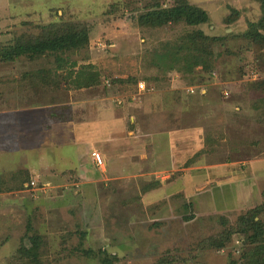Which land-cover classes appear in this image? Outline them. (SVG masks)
Wrapping results in <instances>:
<instances>
[{
    "label": "rangeland",
    "instance_id": "obj_1",
    "mask_svg": "<svg viewBox=\"0 0 264 264\" xmlns=\"http://www.w3.org/2000/svg\"><path fill=\"white\" fill-rule=\"evenodd\" d=\"M181 1L206 21H148L174 0H0V49L45 27L65 38L57 52L0 60L5 91L19 87L17 68L34 78L39 71L37 101L51 104L55 123L99 124L112 112L134 142L129 177L86 186L52 212L58 190L38 178L32 186L24 169L13 173L15 161L0 156L9 172L0 178L8 192L0 195V264H245L253 235L240 231L257 220L264 245L260 0ZM249 29L260 39L249 43ZM199 33L212 39L206 47ZM200 54L207 69L193 65ZM14 107L0 103V112ZM9 155L16 157L12 146ZM70 174L71 189L85 186Z\"/></svg>",
    "mask_w": 264,
    "mask_h": 264
},
{
    "label": "crops",
    "instance_id": "obj_2",
    "mask_svg": "<svg viewBox=\"0 0 264 264\" xmlns=\"http://www.w3.org/2000/svg\"><path fill=\"white\" fill-rule=\"evenodd\" d=\"M19 70L20 68H17L15 74V77L19 79L15 81L16 83L14 82L19 84V87L12 93L6 92L0 85V89L2 88L4 92L0 95V101L2 100L0 103L12 101L15 103L14 109H5L0 112V156L6 157L9 161H15L11 166L13 173L20 168L24 169L23 171L32 177L30 181L33 182L35 178L43 179L46 182L45 185L51 188L50 191L58 190L50 197L55 207L47 209L48 211L60 210L56 206L67 199H80L79 197L85 195L83 188L86 186L113 182L130 176L128 172L132 167L128 165V158L131 153H134L133 148L130 147L134 143L130 136L132 132H120L122 124L118 122L115 114L113 117L112 112H105L106 118L99 124L94 120L78 123L63 120L55 123L54 115L49 110L51 104L40 105V95L37 96L34 86L36 81L39 84L44 81V78H40L44 74L41 75L38 71L37 75L35 72L34 78L32 72ZM11 130L13 134H9ZM9 146L15 149V159L10 155L9 158L6 156ZM92 152H99L104 159L108 160L110 170L105 169V162L103 167H97L91 157ZM6 170L0 169V178L4 173H9ZM70 172H74L79 178L78 184L75 185L85 186L71 189L69 185H73L75 179L72 180ZM193 179L194 183H197L196 178L193 177ZM3 181L6 185L17 184L15 179V182L12 179ZM59 184H62L60 186L64 190H59ZM176 185L174 184L170 190H173ZM153 191L151 189L145 194H153ZM168 192L171 191L168 190ZM6 194H8L6 187H0V195Z\"/></svg>",
    "mask_w": 264,
    "mask_h": 264
},
{
    "label": "trees",
    "instance_id": "obj_3",
    "mask_svg": "<svg viewBox=\"0 0 264 264\" xmlns=\"http://www.w3.org/2000/svg\"><path fill=\"white\" fill-rule=\"evenodd\" d=\"M261 10L263 11L264 17V0H260ZM147 18L148 21L158 22L161 25H167L171 22H183L187 25L192 24H200L205 22L207 19V15L203 10H200L198 7L190 5L181 0H174V4L169 8L159 9L156 12L148 13ZM43 31L39 33V36L29 37L28 40L22 41L17 40L11 44L5 45L0 49V60L3 62L15 61V59L20 56L34 57V56H44L46 53H53L61 50L65 45L64 35L57 29V27L50 28L45 27ZM254 33V34H253ZM45 34V36H44ZM59 34V35H58ZM202 33L198 34V38H202V41H205V47L207 46V41H211L212 39H207ZM244 38L252 43L255 39L259 40L260 35L256 30L246 31ZM212 44V42H211ZM204 52V51H203ZM204 54H200L196 57H191V60L194 61L193 65H200L203 69H207L208 63ZM262 226L260 227L259 220L252 221L248 223L241 229L242 231H249L253 235L250 236L251 243L249 244L250 252L244 253L245 256V264H264V245L258 244V236L262 235ZM260 235V236H261ZM252 252V253H251ZM35 264H39L40 262L33 260Z\"/></svg>",
    "mask_w": 264,
    "mask_h": 264
},
{
    "label": "built area",
    "instance_id": "obj_4",
    "mask_svg": "<svg viewBox=\"0 0 264 264\" xmlns=\"http://www.w3.org/2000/svg\"><path fill=\"white\" fill-rule=\"evenodd\" d=\"M137 87H138V91H144L145 90V85L143 82L138 83ZM91 157L94 161V164L97 167H103L104 166V160L102 158V155L99 152H92ZM30 184L33 186L34 182H31Z\"/></svg>",
    "mask_w": 264,
    "mask_h": 264
}]
</instances>
